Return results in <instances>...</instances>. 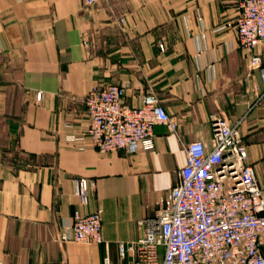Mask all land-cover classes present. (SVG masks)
Returning <instances> with one entry per match:
<instances>
[{"label": "crops", "instance_id": "obj_1", "mask_svg": "<svg viewBox=\"0 0 264 264\" xmlns=\"http://www.w3.org/2000/svg\"><path fill=\"white\" fill-rule=\"evenodd\" d=\"M238 2L0 0V264H132L120 246L143 236L138 222L178 183L186 146L211 149L216 115L242 121L264 193V100L238 41ZM114 84L131 107L153 89L177 129L156 126L152 150L100 153L85 99ZM81 178L94 183L88 206ZM97 209L102 244L60 242L76 213Z\"/></svg>", "mask_w": 264, "mask_h": 264}, {"label": "built area", "instance_id": "obj_2", "mask_svg": "<svg viewBox=\"0 0 264 264\" xmlns=\"http://www.w3.org/2000/svg\"><path fill=\"white\" fill-rule=\"evenodd\" d=\"M99 1L84 0L88 6ZM238 6L237 37L249 55L251 71L259 73V103L264 100V54L256 50L264 45V0H239ZM126 91L125 85L94 86L86 96L87 135L102 154L152 150L156 126L177 129L153 89L147 90L139 107L126 103ZM37 98L41 100V93ZM241 123L216 115L211 149L202 141L186 146L178 183L160 199L154 216L138 222L144 234L120 246L122 257L132 253V264H264V193L248 163ZM93 187L87 179L75 181L83 206L89 205ZM60 242L102 244V210L76 213Z\"/></svg>", "mask_w": 264, "mask_h": 264}]
</instances>
